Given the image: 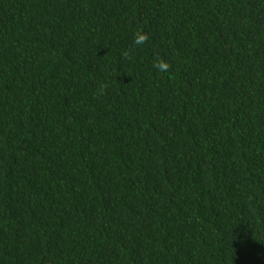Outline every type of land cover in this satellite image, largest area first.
Here are the masks:
<instances>
[{"label":"trees","instance_id":"1","mask_svg":"<svg viewBox=\"0 0 264 264\" xmlns=\"http://www.w3.org/2000/svg\"><path fill=\"white\" fill-rule=\"evenodd\" d=\"M0 264H264V0H0Z\"/></svg>","mask_w":264,"mask_h":264},{"label":"clouds","instance_id":"2","mask_svg":"<svg viewBox=\"0 0 264 264\" xmlns=\"http://www.w3.org/2000/svg\"><path fill=\"white\" fill-rule=\"evenodd\" d=\"M148 39L149 37L146 33H144L142 30H137L134 33L133 44L137 47H140L146 44L148 42ZM121 55L124 59L130 58V52L127 50L124 51ZM152 66L155 69V71L158 73H167L171 70V65L166 60L159 57L158 55L154 57ZM107 88H108V83L102 82L97 88L95 95L97 97L103 96Z\"/></svg>","mask_w":264,"mask_h":264}]
</instances>
